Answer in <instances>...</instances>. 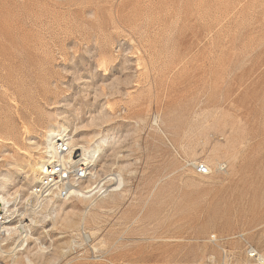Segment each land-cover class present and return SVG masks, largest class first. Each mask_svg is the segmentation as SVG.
<instances>
[{
  "label": "rangeland",
  "instance_id": "rangeland-1",
  "mask_svg": "<svg viewBox=\"0 0 264 264\" xmlns=\"http://www.w3.org/2000/svg\"><path fill=\"white\" fill-rule=\"evenodd\" d=\"M53 124L79 145L107 138L90 171L126 184L86 225L39 216L21 252L33 264H254L247 243L264 254V0H0L5 226L33 217L29 163Z\"/></svg>",
  "mask_w": 264,
  "mask_h": 264
},
{
  "label": "bare ground",
  "instance_id": "bare-ground-1",
  "mask_svg": "<svg viewBox=\"0 0 264 264\" xmlns=\"http://www.w3.org/2000/svg\"><path fill=\"white\" fill-rule=\"evenodd\" d=\"M71 130L65 124H53L49 130L45 132V139L41 145H38L39 156L33 159L29 163V167L32 173L31 184L38 185L36 189L30 192L31 195V215L28 219H24L19 225L4 226L3 237L0 239V256L11 260V264H33L27 256L23 257V252L29 240L32 238L29 234V228L32 225L38 223L39 216H45L50 219L53 224L61 223L69 228L86 225L88 216L101 207L104 200L112 193H122L125 187L126 181L122 172L107 175L105 178H99L96 172H91L90 168L95 167L100 157V153L103 150V146L108 143V139L102 137L98 142L93 144L79 145L77 139L73 134H70ZM67 137L66 154L68 157L66 160L72 161L74 153L82 151L83 160H75V168H83L84 174H81L78 179V185H73V191L66 192V200L61 201L56 199L54 191H61L65 186V174L62 172H71L70 164H62V171H57L61 164L60 144L64 143V139ZM213 157L209 158L207 163L209 165L215 164ZM46 163V164H44ZM202 163L195 161V165ZM44 164V165H43ZM222 165V164H221ZM219 165V167L221 166ZM218 167V168H219ZM213 176V169L210 167ZM196 173V170H195ZM197 174V173H196ZM89 175H91L89 177ZM198 175V174H197ZM201 177V176H200ZM207 178V177H202ZM90 179L88 185H84V182ZM7 179H2L0 183V210L1 212H9L12 200L15 199L12 194H8L5 190ZM34 185V186H35ZM192 189L200 188L201 183L196 180H191L187 184ZM33 186V187H34ZM110 187H113L109 189ZM49 193V194H48ZM111 194V195H112ZM78 198L84 205L83 210H76L75 208L66 211V207L72 200ZM30 201V198L29 200ZM79 214V221H74L72 215ZM5 215L0 214V219H5V224L8 222ZM88 234V233H87ZM99 230H92L86 238L90 239L99 235ZM13 240L12 246H8L7 241ZM8 247V248H7ZM97 250V248L94 246ZM43 251V249H41ZM21 254V256H19ZM264 256V254H263Z\"/></svg>",
  "mask_w": 264,
  "mask_h": 264
},
{
  "label": "built area",
  "instance_id": "built-area-1",
  "mask_svg": "<svg viewBox=\"0 0 264 264\" xmlns=\"http://www.w3.org/2000/svg\"><path fill=\"white\" fill-rule=\"evenodd\" d=\"M66 147L67 142L60 144V153H61V164L59 169L57 171H62V164H70L71 165V172H64L65 174V186L63 190L61 191H54L53 197H55L58 200L65 201L66 200V192L67 191H73V185H78V179L81 174H84L83 168H75V160H83L82 157H80L77 153L73 154L72 161L66 160L68 157V154H66ZM227 166L225 164H222L218 170L220 172H224L226 170ZM196 173L201 177H208L212 174L211 169L204 163H199L195 165ZM91 175H89L90 177ZM49 194V193H48ZM5 226V219H0V239L3 237V229ZM85 235H88L87 233H84V239L90 243L91 239L86 238ZM212 242L219 243V239L216 236H213ZM246 253L249 257V259L254 264H264V256L263 253L260 252L258 249H256L253 245L248 244L246 245Z\"/></svg>",
  "mask_w": 264,
  "mask_h": 264
},
{
  "label": "crops",
  "instance_id": "crops-1",
  "mask_svg": "<svg viewBox=\"0 0 264 264\" xmlns=\"http://www.w3.org/2000/svg\"><path fill=\"white\" fill-rule=\"evenodd\" d=\"M137 169V168H136Z\"/></svg>",
  "mask_w": 264,
  "mask_h": 264
}]
</instances>
